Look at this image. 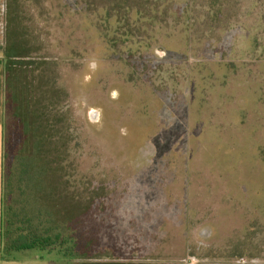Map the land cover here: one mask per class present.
Returning a JSON list of instances; mask_svg holds the SVG:
<instances>
[{"label": "rangeland", "instance_id": "obj_1", "mask_svg": "<svg viewBox=\"0 0 264 264\" xmlns=\"http://www.w3.org/2000/svg\"><path fill=\"white\" fill-rule=\"evenodd\" d=\"M10 1L0 0L1 124H9L3 50ZM16 3L10 32L34 36L40 46L34 58L46 53L62 60L69 97L59 105L70 110L77 168L69 181L80 182L84 196L103 187L91 211L96 221H88L96 228L86 232L102 248L87 260L264 264V196L257 183L249 187L241 161L230 159L237 146L249 149L251 159L256 144L264 147V0H224L227 22L215 21L212 32L196 26L187 49L175 37L185 55L152 44L116 62L79 34L96 31L88 28L91 10L77 0ZM196 4L202 11V1ZM164 41L159 34L158 43ZM193 81L207 87L198 99L191 98ZM239 240L242 255L232 256L229 246ZM11 255L17 264L81 260L57 250ZM28 258L33 261L23 263Z\"/></svg>", "mask_w": 264, "mask_h": 264}, {"label": "trees", "instance_id": "obj_2", "mask_svg": "<svg viewBox=\"0 0 264 264\" xmlns=\"http://www.w3.org/2000/svg\"><path fill=\"white\" fill-rule=\"evenodd\" d=\"M16 1L9 3L3 50L9 124L2 122L1 252L4 257H11L14 251L27 249L57 250L66 258L81 259L75 264H127L87 260L97 258L98 255H94L102 248L97 243L99 240L86 237V232L96 228L95 223L88 221H96V215L91 211L96 209V199L103 187L98 186L84 196L79 192L82 186L76 188L80 182L69 181L77 174V168L70 156L71 147L75 148L70 142L73 136L69 127L70 110H62L60 106V102L69 97L63 72L59 71L62 60L46 53L34 58L40 47L36 46L34 36L30 38V33L24 32L21 38L19 32H10L13 11H18ZM197 1L77 0L83 8L91 10L95 21L91 19L88 28L96 31L79 34L90 39L92 44L101 45V53H107L115 62L131 58L135 53L141 55L152 44L160 45L165 53L185 55L186 51L181 52V46L174 44L176 36L180 35L179 40L185 42L187 49L190 33L196 26H207V31L212 32L215 21L227 17L221 10L224 0L216 2L220 12L215 7V0H200L202 11L199 12ZM159 34L165 39L161 44L158 43ZM24 37L27 42H23ZM128 72L131 74L130 70ZM128 75H122L125 82L129 81ZM212 75L209 71L203 77L211 78ZM153 76L154 73L150 78ZM201 86L199 81L192 82L191 98L202 97L199 91L207 87ZM119 96L124 97V94ZM262 145H255V154L250 151L257 159L246 158L249 153L246 147L237 146L230 153V159L241 161L249 173V187L258 184L259 196H264ZM247 201L260 207L255 199ZM242 244L239 240L229 246L232 256L242 255Z\"/></svg>", "mask_w": 264, "mask_h": 264}, {"label": "crops", "instance_id": "obj_3", "mask_svg": "<svg viewBox=\"0 0 264 264\" xmlns=\"http://www.w3.org/2000/svg\"><path fill=\"white\" fill-rule=\"evenodd\" d=\"M1 156H2V124L0 123V264H17L18 262L17 259H15L14 257H4L1 252V162H2ZM31 261H33L32 258H28L23 263H27Z\"/></svg>", "mask_w": 264, "mask_h": 264}]
</instances>
